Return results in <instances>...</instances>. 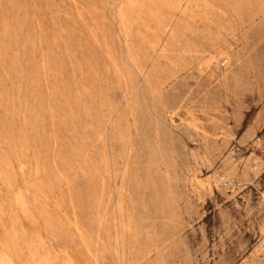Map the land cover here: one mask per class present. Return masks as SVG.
<instances>
[{
	"label": "rangeland",
	"instance_id": "1",
	"mask_svg": "<svg viewBox=\"0 0 264 264\" xmlns=\"http://www.w3.org/2000/svg\"><path fill=\"white\" fill-rule=\"evenodd\" d=\"M0 264H264V0H0Z\"/></svg>",
	"mask_w": 264,
	"mask_h": 264
},
{
	"label": "bare ground",
	"instance_id": "2",
	"mask_svg": "<svg viewBox=\"0 0 264 264\" xmlns=\"http://www.w3.org/2000/svg\"><path fill=\"white\" fill-rule=\"evenodd\" d=\"M220 57H221V54H214L213 56H211L209 63H214ZM225 58H227V57H225Z\"/></svg>",
	"mask_w": 264,
	"mask_h": 264
}]
</instances>
